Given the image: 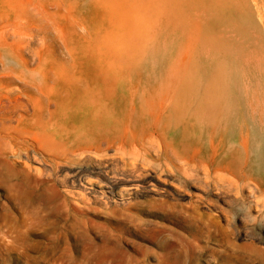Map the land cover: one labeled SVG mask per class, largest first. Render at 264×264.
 Listing matches in <instances>:
<instances>
[{
  "label": "rangeland",
  "instance_id": "1",
  "mask_svg": "<svg viewBox=\"0 0 264 264\" xmlns=\"http://www.w3.org/2000/svg\"><path fill=\"white\" fill-rule=\"evenodd\" d=\"M251 60L264 68V0H0V264H264V195L257 212L247 194L224 204L228 221L203 234L149 213L84 217L60 184L72 167L56 168L50 130L79 128L65 114L80 101L75 82L155 67L216 80ZM245 74L243 95L264 97ZM238 128H252L244 114Z\"/></svg>",
  "mask_w": 264,
  "mask_h": 264
},
{
  "label": "bare ground",
  "instance_id": "2",
  "mask_svg": "<svg viewBox=\"0 0 264 264\" xmlns=\"http://www.w3.org/2000/svg\"><path fill=\"white\" fill-rule=\"evenodd\" d=\"M251 65L216 80L186 79L177 67H155L158 76L73 83L71 95L80 101L65 114L79 128L50 130L63 147L62 161L53 160L56 168L72 167L60 184L78 212L111 219L149 213L203 234L228 221L224 204L251 196L249 212L259 211L264 97H245L239 85L247 72L250 88L264 87V68ZM55 89L58 94L60 87ZM242 114L252 128H238ZM236 213L237 219L245 216Z\"/></svg>",
  "mask_w": 264,
  "mask_h": 264
}]
</instances>
